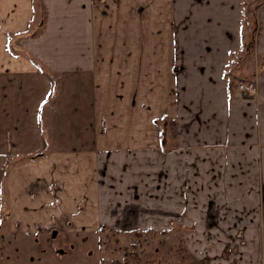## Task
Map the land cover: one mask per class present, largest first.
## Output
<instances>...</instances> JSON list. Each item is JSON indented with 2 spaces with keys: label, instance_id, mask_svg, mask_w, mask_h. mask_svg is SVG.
Instances as JSON below:
<instances>
[{
  "label": "crops",
  "instance_id": "1",
  "mask_svg": "<svg viewBox=\"0 0 264 264\" xmlns=\"http://www.w3.org/2000/svg\"><path fill=\"white\" fill-rule=\"evenodd\" d=\"M133 207L264 264V0H0V249Z\"/></svg>",
  "mask_w": 264,
  "mask_h": 264
},
{
  "label": "rangeland",
  "instance_id": "2",
  "mask_svg": "<svg viewBox=\"0 0 264 264\" xmlns=\"http://www.w3.org/2000/svg\"><path fill=\"white\" fill-rule=\"evenodd\" d=\"M234 92L237 95L243 94L236 90ZM65 199L66 196L64 201ZM139 208L141 207L129 209L130 213H136V217L130 220L131 217L127 216L121 227H117L120 223L118 221L112 228L105 224L106 226H102L104 229H96V232L100 231L102 234L91 233L94 230L82 228L81 224L73 222L69 213L64 212L61 223L51 224L52 227L48 230H38L41 239L37 240L39 242L36 245L31 237L25 235L20 237L21 242L25 240V243H21L24 250H16L12 246L0 249V264H115L116 260L120 264H218V239L210 231L214 229V225L210 223L208 216L213 208L206 210L208 223L202 225L208 231L205 239L189 238L188 233L194 226L190 229V224L186 221L179 217L173 219L172 211L166 207H143L142 216L139 215ZM122 209H114L116 214L113 218ZM64 210L74 211L70 207H64ZM167 210L171 213L167 214ZM147 227L153 229L146 230ZM130 228L141 230L140 247ZM5 242L7 241L2 242L3 246ZM222 257L229 261V255Z\"/></svg>",
  "mask_w": 264,
  "mask_h": 264
},
{
  "label": "trees",
  "instance_id": "3",
  "mask_svg": "<svg viewBox=\"0 0 264 264\" xmlns=\"http://www.w3.org/2000/svg\"><path fill=\"white\" fill-rule=\"evenodd\" d=\"M109 229V228H106ZM153 229L152 227H147L146 230H150ZM130 231L133 233L134 237L136 238L137 245H139V247L141 246V230L140 229H130ZM132 246H136V245H132ZM115 264H120V262L118 260L115 261Z\"/></svg>",
  "mask_w": 264,
  "mask_h": 264
},
{
  "label": "built area",
  "instance_id": "4",
  "mask_svg": "<svg viewBox=\"0 0 264 264\" xmlns=\"http://www.w3.org/2000/svg\"><path fill=\"white\" fill-rule=\"evenodd\" d=\"M235 90H236L239 94H242V93L247 92L245 85L242 84V83H239L238 85H236Z\"/></svg>",
  "mask_w": 264,
  "mask_h": 264
},
{
  "label": "bare ground",
  "instance_id": "5",
  "mask_svg": "<svg viewBox=\"0 0 264 264\" xmlns=\"http://www.w3.org/2000/svg\"><path fill=\"white\" fill-rule=\"evenodd\" d=\"M246 86V85H245ZM247 90V89H246ZM247 94H249V93H247ZM244 95V94H243Z\"/></svg>",
  "mask_w": 264,
  "mask_h": 264
},
{
  "label": "water",
  "instance_id": "6",
  "mask_svg": "<svg viewBox=\"0 0 264 264\" xmlns=\"http://www.w3.org/2000/svg\"><path fill=\"white\" fill-rule=\"evenodd\" d=\"M53 235H54V233H53Z\"/></svg>",
  "mask_w": 264,
  "mask_h": 264
}]
</instances>
